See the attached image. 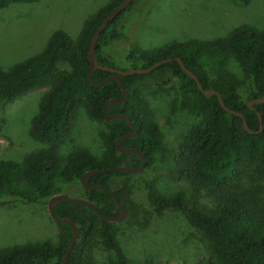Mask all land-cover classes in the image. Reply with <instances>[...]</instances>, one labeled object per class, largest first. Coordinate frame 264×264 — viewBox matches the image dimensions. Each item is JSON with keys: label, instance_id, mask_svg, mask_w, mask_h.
Here are the masks:
<instances>
[{"label": "trees", "instance_id": "obj_1", "mask_svg": "<svg viewBox=\"0 0 264 264\" xmlns=\"http://www.w3.org/2000/svg\"><path fill=\"white\" fill-rule=\"evenodd\" d=\"M37 1L40 0H0V9L14 2ZM122 1L112 0L101 7L82 26L76 41L56 30L47 48L39 55L17 63L9 70L0 67V98L11 101L30 91H46L39 102V113L32 122L37 139L48 145L46 149L31 152L22 162L0 159V199L11 196L28 202H42L54 196L59 178L67 183H78L88 170L141 166L137 155L120 153L116 147L117 139L133 133V128L121 119L106 121L107 101L125 97L119 82L111 79L96 87L88 78L93 34ZM141 1L134 0L100 34L95 47L100 64L114 67L103 53V47L122 37L119 30L123 19ZM241 1L247 3L250 0ZM175 57H180L199 77L205 90L219 91L229 108L241 111L253 133L245 128L242 117L223 108L217 95L205 96ZM166 58L173 59L150 73L122 77L129 97L124 104L110 108V114H124L132 121L138 136L122 141L121 147L143 153L147 169L162 147V132L152 118L150 104L141 99V90L146 85L163 84L177 77L182 95L191 97L193 109L205 114V121L179 147L172 171L177 180L190 186L194 198L204 194L206 204L201 209L191 207L180 193L165 195L151 179L137 174L100 172L87 177L86 181L90 185L110 187L125 206L131 185L129 180L119 178H136L148 190L158 214L178 210L192 227L205 235L210 256L197 264H264V103L253 105L263 118L262 128L257 111L249 106L250 100L264 97V30L246 27L235 30L228 38L174 43L157 51L134 49L129 56V60L142 61L144 69ZM230 58H236L243 65L254 84L253 93L246 100H242L239 93V79L228 68ZM111 74L108 70L95 68L93 79L99 83ZM80 106H85L93 117L105 122L107 149L98 158L86 148H77L62 160L59 148L70 136L73 117ZM23 183L34 193L20 188ZM87 191L86 199L98 206L100 215H120L117 204L106 190ZM54 211L58 218L70 219L78 225L79 237L68 264H97L89 246L97 231L116 256L112 264H133L115 238L113 223L101 220L92 207L62 200L55 205ZM57 225L60 236L54 245L44 242L0 249V264H51L55 261L61 264L73 230L68 224Z\"/></svg>", "mask_w": 264, "mask_h": 264}, {"label": "rangeland", "instance_id": "obj_2", "mask_svg": "<svg viewBox=\"0 0 264 264\" xmlns=\"http://www.w3.org/2000/svg\"><path fill=\"white\" fill-rule=\"evenodd\" d=\"M112 0H40L14 2L0 9V67L9 70L17 63L43 52L56 30L77 40L82 26ZM122 22V37L103 47V53L120 71L143 69L142 61L129 60L131 51H157L174 43L214 41L228 38L235 30L252 27L264 30V0H142ZM228 68L240 81L239 93L246 100L254 90L243 65L230 58ZM45 90H34L14 100L0 98V159L24 161L33 151L48 147L37 139L33 118ZM189 96L182 95L177 77L163 84H149L141 99L150 104L152 118L161 128L162 147L151 166L141 174L165 195L180 193L191 207L203 208L206 196L193 197L192 189L177 180L172 168L179 147L201 128L205 114L193 109ZM105 122L93 117L85 106L76 109L70 136L59 148L62 160L77 148H86L101 158L107 149ZM133 162H131L132 164ZM131 194L125 200L126 218L112 224L115 238L133 264H197L210 256L205 235L192 227L178 210L160 215L149 199L148 190L133 176ZM20 188L33 189L23 183ZM86 198L87 189L78 183L56 182L54 195ZM48 202H28L8 196L0 199V249L44 242L54 245L60 236L51 219ZM97 264H112L114 252L99 231L90 240ZM57 261L51 264H56Z\"/></svg>", "mask_w": 264, "mask_h": 264}, {"label": "water", "instance_id": "obj_3", "mask_svg": "<svg viewBox=\"0 0 264 264\" xmlns=\"http://www.w3.org/2000/svg\"><path fill=\"white\" fill-rule=\"evenodd\" d=\"M134 0H123L121 2L120 5H118L114 10H112V12L103 20V22L100 24V26L97 27V29L95 30L93 37L91 39V43H90V49H89V59H90V65L88 68V78L89 80L92 82V84H94L96 87H101L102 85H104L106 82H108L109 80H116L119 82L120 87L122 89L123 94L125 95V97L123 99H109L106 103V108H105V114H106V121L109 120H115V119H121L125 122H127L134 130L133 133L127 134L123 137H120L117 139L116 141V147L117 150L120 153H133L135 155H137L140 159H141V166L139 168H133V167H129V166H118V167H107V168H100V169H95V170H88L85 171L81 176V184L88 190L90 189H103L106 190L111 197L113 198V200L115 201V203L117 204L119 210H120V215L116 216V217H110L107 215H100L99 213V208L98 206L86 199V198H73L70 197L66 194H59V195H54L49 199L48 202V212L49 215L51 217V219L56 223V224H68L72 227L73 230V236L71 238L70 244H69V248L65 254V257L62 261L61 264H68L69 259H70V254L72 252V250L74 249V245L77 241V238L79 237V229H78V225L67 218H58L55 214L54 211V207L55 205L62 201V200H67L73 204H85L88 205L90 207H92L96 213L97 216H99V218L101 220H106L109 221L110 223H116V222H121L126 218L127 215V209L125 208V206L122 204V202L120 201V199L116 196V194L110 189V187H107L105 185H90L88 184V182L86 181L87 177L95 174V173H100V172H110V173H114V172H123V173H129V174H141L145 168L147 167V160L145 158V156L143 155V153H141L140 151H138L137 149L134 148H123L121 147V142L129 139V138H136L138 136V133L136 132V130L134 129L133 123L132 121L124 114H116V115H111L110 114V108H112L115 105H120V104H124L128 97H129V92L126 90L125 85L123 83L122 77H127V76H133V75H145L147 73L152 72L153 70H155L158 66H160L163 63H167L169 61H171L173 58H166L160 62H156L151 66L146 67L145 69H134V70H130V71H120L116 68H112L110 66H106V65H102L98 62V58H97V54H96V44L100 38V34L102 33V31L104 30V28L106 26H108V24L113 21L118 15H120L124 10L127 9V7L133 2ZM175 59L180 63V65L182 66L183 71L194 81H196L198 88L204 93L205 96H211V95H217L218 96V102H220V104L223 106V108L230 114H236L240 117H242L243 119V123L244 126L247 130H249L251 133L252 130L249 129L247 120L245 115L238 110H234L229 108L225 102H223V98L220 94L219 91H215L213 89H209V90H205L203 88V85L199 79V77L192 71H190L183 63L182 59L180 57H175ZM95 68H101V69H105L108 70L110 72H112V74L110 76H108L107 78H105L104 80H102L99 83H96L93 79V70ZM264 103V97H262L261 99H257V100H250L249 101V106L257 111L256 109L253 108L254 104H262ZM258 117H259V121H260V128L263 127V118L261 116V114L257 111ZM23 264H31V263H23Z\"/></svg>", "mask_w": 264, "mask_h": 264}]
</instances>
